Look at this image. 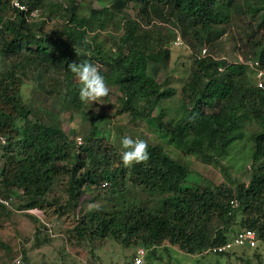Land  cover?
I'll list each match as a JSON object with an SVG mask.
<instances>
[{
  "label": "trees",
  "instance_id": "trees-1",
  "mask_svg": "<svg viewBox=\"0 0 264 264\" xmlns=\"http://www.w3.org/2000/svg\"><path fill=\"white\" fill-rule=\"evenodd\" d=\"M11 1L0 0V51L14 60L11 69L0 73V138L5 140L3 144L0 139V159L6 160L0 169V199L10 203H0V219L12 215V198L22 202L23 211L57 205L63 214L75 212L85 195L101 190L111 207L83 215L76 228L79 240L135 242L148 249L149 259L163 247H179L190 255L212 253L219 259L231 256L235 251L214 249L244 229H254L259 236V245L248 250L264 245V88H258L255 72L246 62L210 53L201 57L198 50L206 44L214 47L233 14L246 15L257 22L253 32L262 36L254 42L253 55L244 58L264 65V0H244V5L239 0H112L111 6L90 10L89 17L70 1L59 6L62 19L49 29L51 15L58 12L53 5H48L46 18V0H22L28 11L41 12L42 19L28 22ZM131 5L138 8L135 17L127 13ZM162 24L171 29L164 33ZM112 25L122 33L114 36L107 31ZM103 32L106 38L101 37ZM178 36L181 46L185 42L197 54L172 117L173 110L163 102L176 91L158 77L171 62ZM73 62L96 65L108 86L118 89L121 98L115 116L145 122L165 144H175L205 162L220 165L245 137V121L258 126L250 137L249 182L187 185L189 169L163 144L148 145L146 162L124 167L121 149L107 136L105 116L88 114L86 103L79 99V82L68 68ZM29 68H45L60 77L57 84L65 101L91 121L84 143L77 144L56 123L31 119L33 112L22 98L23 75ZM19 121H23L20 127ZM127 180L158 202L130 204L124 194ZM58 186L60 194L55 191ZM239 216L242 228L231 237ZM23 258L28 264L26 252Z\"/></svg>",
  "mask_w": 264,
  "mask_h": 264
},
{
  "label": "rangeland",
  "instance_id": "rangeland-1",
  "mask_svg": "<svg viewBox=\"0 0 264 264\" xmlns=\"http://www.w3.org/2000/svg\"><path fill=\"white\" fill-rule=\"evenodd\" d=\"M70 1H76L81 7L80 13L86 17H89L90 10L111 6L112 2V0H46L47 9L43 10L44 17L49 16L48 5H53L56 12L58 11L56 15L50 16L49 26L46 29L53 26L52 23L61 21L60 15L63 11L59 6H66ZM239 1L244 5V0ZM127 13L135 17L138 8L131 5ZM161 27L164 33L168 32L167 29H171L167 24H162ZM256 28L257 22L253 23L249 16L233 14L230 24L221 27L224 35L214 47L206 44L198 50L202 51L206 48L208 53L216 58H224L230 62H237L239 58L245 59L244 57L253 55L254 42L259 41L262 36L260 31L253 32ZM107 31L112 32L114 36L122 33L117 25H112ZM106 35L107 33L103 32L101 37L106 38ZM172 51L171 62L168 68L159 74L158 81L163 83L168 80L169 87L176 91L171 99L163 102V107L173 110L171 111L173 117L181 103L182 89L190 78L197 52L188 48L185 42L183 46H174ZM13 64L14 60L6 58L0 51V73L11 69ZM23 76L22 98L27 108L33 112L31 119L33 121L40 119L48 124L56 123V126L69 134L77 144L84 143L91 121H86L78 110L65 101L62 92H59L61 85L57 84L60 77L45 68L38 70L29 68ZM109 89V95L103 98L100 104H86L85 111L88 114L105 116L106 121L103 125L108 127L107 136L120 149V140L124 136L143 139L148 145L163 144L171 157L189 169L187 185L209 187L229 185L230 181L249 182L252 151L250 137L259 130L255 124L245 121V137L237 141L229 155L217 165L214 162H205L195 155H189L175 144H165L157 130H149L145 122L130 120L129 115L115 116L121 94L115 87L109 86ZM17 125L22 126L23 121H19ZM0 160V169H2L6 160L4 158ZM55 191L60 194L62 190L58 186ZM124 194L131 201L130 204L153 206L158 202L157 197H149L140 192L129 180L126 182ZM88 195H85L83 201L81 200V205L75 212L66 211L63 214L57 205L46 210L23 211L20 208L22 202L18 198H12V215L0 219V264H10L20 257L23 258L24 252L27 254L28 264H129L137 256L138 250L143 247L141 244L135 242L123 244L114 238L92 241L78 239L76 228L82 225L79 224L83 215L111 207L107 201L108 196L106 197L103 191H94ZM241 219L239 216L238 226L233 228L231 237L242 228ZM146 262L147 264H264V245L255 250L236 249L231 256L227 255L220 259L212 253L190 255L179 247H168L167 250L163 247L156 250V257L153 259H149L147 253Z\"/></svg>",
  "mask_w": 264,
  "mask_h": 264
},
{
  "label": "clouds",
  "instance_id": "clouds-1",
  "mask_svg": "<svg viewBox=\"0 0 264 264\" xmlns=\"http://www.w3.org/2000/svg\"><path fill=\"white\" fill-rule=\"evenodd\" d=\"M153 23H158V21L154 20ZM68 68L79 82V99L82 103L100 104L102 99L109 95V86L96 65L73 62ZM120 143L121 162L124 167L128 168L133 164L144 163L149 159L148 144L145 140L124 136L121 138Z\"/></svg>",
  "mask_w": 264,
  "mask_h": 264
},
{
  "label": "built area",
  "instance_id": "built-area-1",
  "mask_svg": "<svg viewBox=\"0 0 264 264\" xmlns=\"http://www.w3.org/2000/svg\"><path fill=\"white\" fill-rule=\"evenodd\" d=\"M11 5L14 9L25 13V18L28 22H36L42 19L41 12L39 9H33L28 11L26 5L22 3V0H12ZM2 29V25H0V31ZM176 46H181L183 41L180 36L177 37L175 43ZM208 50L204 48L201 53V57L208 56ZM242 62H246L249 67H251L255 72V79L258 88H264V65L259 60L251 59V60H244L242 58L239 59ZM1 142L4 144L5 140L1 137ZM0 203L5 206H10L9 201L0 199ZM232 206L235 208L238 206L237 201L232 202ZM259 245V236L256 230L254 229H244L241 230L231 241H229L226 245L219 247L218 249H214V251L219 252H226V251H235L236 249L240 248H247L253 249ZM148 250L145 247H141L138 252L137 256L134 257L129 264H147L146 256ZM10 264H25L23 262V258L20 257Z\"/></svg>",
  "mask_w": 264,
  "mask_h": 264
}]
</instances>
